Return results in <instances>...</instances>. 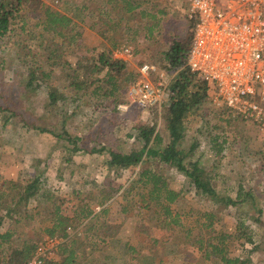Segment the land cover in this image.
<instances>
[{"label":"rangeland","instance_id":"obj_1","mask_svg":"<svg viewBox=\"0 0 264 264\" xmlns=\"http://www.w3.org/2000/svg\"><path fill=\"white\" fill-rule=\"evenodd\" d=\"M39 1L62 13L68 9L74 10L75 6L80 8V17L74 19V23L75 30L81 37L77 44L65 46L62 50V58L71 65L76 63L79 56L92 58L102 49H112L113 43L118 44V47L128 45L133 48L135 55L124 64L135 75V79L137 68L148 63L157 68V73L150 76L153 84L168 86L170 83L173 74L163 69L161 52L167 49L165 40L173 35L174 27L180 28V34L189 31L183 12L188 7L187 0H181L184 3L183 11L175 15V23L167 26L161 39L152 42L146 41L140 33L135 42H127L125 34L120 30H114L106 38H101L89 28L92 20L97 19L95 7L99 0H92L89 4V0ZM173 1L153 0L151 3L157 2L158 5L165 6L167 17H172L175 10ZM81 5H87L85 11ZM21 15L26 19L28 27L34 23L35 20L27 10L22 11ZM113 15L116 20L121 13L115 8ZM124 18L125 23L133 27L142 23L138 20L137 12L126 14ZM166 19L164 17L161 21L162 25H166ZM28 27L22 31L17 22L0 39V105L15 113L5 126H2L0 113V183L3 180H15L20 174L22 178L33 176L37 173L33 169L34 165H40L41 168L45 165L42 187L50 189L57 199H51L39 208H35L36 200H31L29 208L33 213L37 211L39 216H34L27 226H15V230L23 236L42 239L47 236L42 229L49 224L46 219L48 211L59 206L63 215H71L78 200L85 197L88 208L98 213L101 221L119 225L120 229L115 238L102 247V251L92 250V245L86 246L85 256L80 264H222L214 257L204 258L197 247L186 241L184 234L187 229H192V233L197 234L198 213L214 210L217 213L215 229L233 233L237 219L242 218L252 235V244L245 242L243 238H233L229 257L246 261L244 264H264V124L244 121L231 112L227 122V116H219L217 111L228 109L223 105L213 104L209 96L206 110L200 116H188L183 124V146L189 145L193 139L198 141V148L193 156L199 158L201 168L215 174L213 185L217 193L235 197L240 184L243 189L252 193L259 211L246 203L237 207L218 208L207 197L197 194L184 175L161 164L153 156L144 155L139 164L114 174L106 166L109 159L107 153L74 155L69 151L70 146L65 151L56 147V139L51 134L38 133L22 126L20 117L49 130L61 128V118L50 112L51 107L47 105V89L41 87L33 91L25 86L26 67L29 66L30 58L38 53L35 41L28 40L27 32L31 29ZM56 41L60 42L57 38ZM56 85L59 94L64 91L63 84ZM128 88L115 107L109 105L110 100L88 96L75 103L78 106L74 114H70L74 104L67 100L62 103L60 100L58 106L62 105L68 115L64 127L70 134L84 139L81 143L87 146L96 143L97 146L113 147L121 153L139 148L142 142L134 136V127L153 122L152 109L160 112L168 97L166 95L162 98L160 106L140 109L129 100ZM118 104L125 108L117 109ZM156 122L157 127H161L159 118ZM213 131H219L228 140L227 148L218 156L213 153L207 141L208 133ZM162 138L163 144H166L168 135L165 132ZM72 157H76V160ZM37 160L43 163H36ZM74 166L81 171L76 179L73 178L74 174H69ZM144 169L159 173L170 189L179 192L178 199L170 207L174 213L179 214L182 226H172L170 229L162 227L163 218L157 206L150 203L146 207L138 196L143 190L139 185L133 184L138 173ZM59 175L68 179V182L60 184ZM107 187H113L117 192L101 206L100 190ZM83 230L84 226L80 227L75 235L78 239L86 238V241L94 245L96 230H91L87 236H84ZM152 239L157 240L155 245L152 244Z\"/></svg>","mask_w":264,"mask_h":264},{"label":"trees","instance_id":"obj_2","mask_svg":"<svg viewBox=\"0 0 264 264\" xmlns=\"http://www.w3.org/2000/svg\"><path fill=\"white\" fill-rule=\"evenodd\" d=\"M91 1L89 0L87 4ZM151 1L153 0H99L95 7L97 19L92 20L89 28L96 31L101 38H106L107 34L114 30H120L125 34L127 42H135L139 33L143 34V38L149 42L161 39L167 26L175 23V15L183 11L184 3L181 0H174L175 10L172 17H167L168 12L165 6H160L157 2L151 3ZM81 6L85 11L87 5ZM115 8L121 13L116 20L113 15ZM24 10H27L29 16L35 20L30 27L26 25V19L21 15ZM80 11V8L75 6L74 10L68 9L62 13L42 4L39 0H0V39L17 22L20 23L22 31L26 30V26L31 28L27 32L28 40L35 41L38 53L30 58L29 66L26 67L25 86L33 91L45 87L47 105L51 107L50 112L61 118V128L57 130L46 129L20 117L22 126L38 133L51 134L56 139V147L65 151L70 146L69 151L74 155L77 153L89 155L107 153L109 159L106 166L114 174L139 164L144 155L156 157L161 164L174 168L184 175L197 194L207 197L218 208L237 207L246 203L259 211L252 193L243 189L240 184H238L235 197L217 193L213 185L215 174L212 175L201 168L199 158L193 156L198 148L197 140L193 139L189 145L183 146L185 138L183 124L186 118L192 115L200 116L209 102L207 84L186 66L192 30V23L187 18V9L183 12H185V22L189 31L180 34L178 33L180 28L174 27L173 35H169L165 40L167 49L161 52L163 69L173 74L167 86V103L160 112H157L155 108L152 109L153 122L134 127L136 131L134 136L142 142V145L127 153H121L113 147L97 146L96 143L89 146L84 145L81 143L85 141L84 139L68 132L64 127L68 115L62 109V105L58 106L60 100L62 103L67 100L74 104L70 114H74L78 106L75 103L77 104L83 97L88 96L110 100L109 105L115 107L121 100L122 93L135 81V75L126 69L125 64L112 57V51L118 47V44L113 43L112 49H102L92 58L79 56L74 65L62 58L63 48L77 44L81 37L80 33L75 30L76 24L74 23V19L80 17ZM133 12H137L138 20L142 22L140 26L133 27L125 23L124 15ZM164 17L167 18L166 25L161 24ZM36 29L38 30L33 32ZM56 38L60 42L56 41ZM56 83L64 86V91L60 94L57 92ZM228 111L220 110L217 114L219 116L225 114L228 122L230 117V111ZM0 113L2 114V126L10 123L11 117L15 115L9 108L1 105ZM157 118H159L161 127H157ZM164 132L168 135L166 144H163ZM207 141L216 156L222 153L228 145L227 138L219 131L209 132ZM37 162L43 163L41 160ZM44 168L45 165L41 168L36 164L33 167L35 171L37 170L35 175L22 178L20 174L15 180H3L0 183V264H25L41 240L36 236H23L15 230V226L19 224L27 226L34 216H39L37 211L33 213L29 208L31 200H36L35 208H39L47 201L57 199L50 189L42 187ZM135 185L142 188L143 192L138 193V196L146 207L150 203L157 206L163 218L162 227L170 229L172 226H182L179 214L174 213L170 207V204L178 199L179 192L170 189L159 173L144 169L138 173L133 186ZM116 192L117 189L113 187L101 189L100 205L103 206L105 201L112 198ZM216 216L217 213L214 210L198 213L196 218L198 232L193 234L192 229H187L184 233L186 241L197 247L203 253L204 258L214 257L222 264L246 263V261L242 260V262L228 255L233 238H243L245 242L253 243L245 220L238 218L235 231L226 233L215 229ZM46 217L49 224L43 227L42 232L47 236L57 233L66 239L58 247L57 260L47 264H80L85 256L86 246L92 245V250L102 251V247L104 248L106 243L112 241L120 229L119 225L101 221L98 213L88 208L85 197L78 200L71 215H63L59 206H55L48 211ZM83 226L84 236L89 235L91 230H96L94 245L86 241V238L78 239L75 235V232ZM151 242L155 245L157 240L152 239Z\"/></svg>","mask_w":264,"mask_h":264},{"label":"built area","instance_id":"obj_3","mask_svg":"<svg viewBox=\"0 0 264 264\" xmlns=\"http://www.w3.org/2000/svg\"><path fill=\"white\" fill-rule=\"evenodd\" d=\"M187 5L192 30L186 66L207 84L213 104L264 124V0H187ZM134 55L128 45L112 51L123 63ZM153 73L157 68L143 63L128 88L129 100L140 109L160 106L168 95L167 86L151 82ZM65 240L57 233L43 237L25 264L54 262Z\"/></svg>","mask_w":264,"mask_h":264},{"label":"crops","instance_id":"obj_4","mask_svg":"<svg viewBox=\"0 0 264 264\" xmlns=\"http://www.w3.org/2000/svg\"><path fill=\"white\" fill-rule=\"evenodd\" d=\"M94 155H96V154H94ZM93 156V155H92ZM74 160H76L75 158L76 157H72ZM72 170V171H71ZM70 171H69V174H74L73 175V178H77V174H78V172L80 173L81 171H78V168L77 167H75L74 166V170L73 169H71ZM10 178H13V177H10ZM72 179V178H71ZM68 182V179H64V177H62V175H59V177H58V182L60 183V184H64V182ZM77 182V181H76Z\"/></svg>","mask_w":264,"mask_h":264}]
</instances>
